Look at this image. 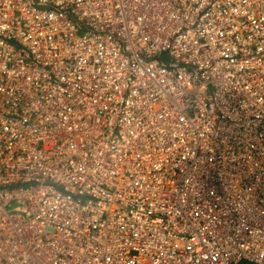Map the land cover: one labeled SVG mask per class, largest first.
Returning <instances> with one entry per match:
<instances>
[{"label":"built area","instance_id":"2783aa9c","mask_svg":"<svg viewBox=\"0 0 264 264\" xmlns=\"http://www.w3.org/2000/svg\"><path fill=\"white\" fill-rule=\"evenodd\" d=\"M0 264H264V0H0Z\"/></svg>","mask_w":264,"mask_h":264}]
</instances>
